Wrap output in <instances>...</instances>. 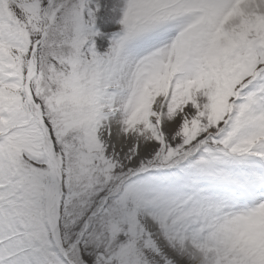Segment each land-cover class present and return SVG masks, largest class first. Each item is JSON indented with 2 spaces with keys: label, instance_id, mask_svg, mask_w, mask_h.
<instances>
[{
  "label": "snow or ice",
  "instance_id": "1",
  "mask_svg": "<svg viewBox=\"0 0 264 264\" xmlns=\"http://www.w3.org/2000/svg\"><path fill=\"white\" fill-rule=\"evenodd\" d=\"M0 264H264V0H0Z\"/></svg>",
  "mask_w": 264,
  "mask_h": 264
}]
</instances>
